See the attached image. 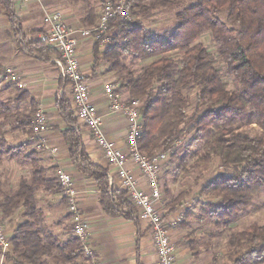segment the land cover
<instances>
[{"label": "trees", "instance_id": "trees-1", "mask_svg": "<svg viewBox=\"0 0 264 264\" xmlns=\"http://www.w3.org/2000/svg\"><path fill=\"white\" fill-rule=\"evenodd\" d=\"M141 1L128 0V8H139ZM154 2L161 6L170 4L166 0ZM0 5L10 21V32L21 53L41 59L56 55L41 41H27L28 36L40 35L42 30L23 32L16 16L15 0H0ZM95 11L91 10L89 27L99 16ZM223 13L225 20L220 17ZM175 20V28L166 40L154 36L143 25L112 23L110 31L117 34L112 46L104 51L95 44V66L104 61L110 64L111 72L119 68L126 70L120 89L127 91L130 99L143 100L139 138L143 154L153 156L159 150L168 151L190 136L183 154L172 155L174 162L178 160L179 165L184 166L189 159H194L201 165L218 159L223 168L231 171L217 176L199 192L200 198L216 199L215 202H199L203 216L217 228L230 226L241 216L258 211L261 206L255 200L264 192V0H196L179 11ZM205 33H210L217 55L197 43ZM155 58L159 59L144 67L138 75L124 62ZM223 69L232 76L234 90L225 82ZM187 90L196 92L197 104L189 119L186 110L192 99L185 94ZM14 101L0 99V115L4 117L0 131L4 134L3 125L13 118L16 126L12 130H25L31 137L35 110L14 116L10 113ZM57 108L67 126L63 136L69 157L81 172L95 179L104 212L110 217L138 220L137 210L129 203L127 195L109 185L107 170L93 163L86 153L81 131L74 129L78 120L70 100L65 97L58 100ZM255 124L262 130L260 133L251 135L243 129ZM29 146L24 142L0 150V162L8 157L27 161L34 168L32 181H23L14 193L5 194L0 188L3 216L11 217L21 209L25 219L10 240L12 247L7 260L11 264H41L42 257L57 251L58 263H73L84 253L81 242L73 237L61 243L47 232L43 227L44 214L35 197V192L41 189L61 187L56 179L45 178V170L35 158L37 153L28 152ZM199 147L203 156L193 151ZM183 197L181 194L170 201L168 213L182 207ZM229 245L224 257L227 264H264V225H251L233 233Z\"/></svg>", "mask_w": 264, "mask_h": 264}, {"label": "crops", "instance_id": "crops-1", "mask_svg": "<svg viewBox=\"0 0 264 264\" xmlns=\"http://www.w3.org/2000/svg\"><path fill=\"white\" fill-rule=\"evenodd\" d=\"M91 2L92 8L96 10L94 14L100 13V8L106 0H93ZM49 0H40L30 3L23 1H16V16L20 20L21 27L25 34H28L33 30L46 29L44 18L42 19V13L46 15L50 9L48 4ZM101 6V7H100ZM51 10H49L50 12ZM87 11V6L85 12ZM62 13V12H61ZM64 12L63 21L73 32V35L79 40L77 53L80 60L81 68L83 72L88 76L90 87L92 90L93 101L97 106L103 122V129L111 141H114L118 148L123 151H127V133H128V120L123 115L112 113L109 109L110 100L103 92L104 86L109 83L117 84L118 88H121V84L115 80L113 72L107 67V63L104 61L99 62L95 66L94 44L92 38L83 37L81 30L89 28L84 16L83 18H75L66 15ZM10 32V21L5 15L0 5V40L7 42L8 51L6 52L3 42L0 43V49L5 48V57L0 56V66L11 71L9 78V84H7L8 93H15L13 99L8 101H14L13 103L18 107L26 108L33 111H44L48 118V130L44 134L46 144L49 148L57 149L56 154H51L48 150L40 151L36 149L35 141H32L29 136V148L28 152L35 151L39 166L45 170V178L56 179V172L60 169L69 173L76 185L78 191V207L82 214V217L89 227V248L93 252L94 258L87 257L84 253L73 263H58L56 258L59 257L57 251L53 255L42 257L41 264H153L157 261V252L152 241V233L150 225L147 222L138 220H127L124 216L110 217L108 216L101 206V193L97 186V183L93 177H90L81 172L77 166L71 161L69 157V148L65 143L63 133L67 129L66 124L60 117V113L57 108L58 93L61 90L60 76L57 67L54 63L55 56L49 59H41L39 57H30L21 53L15 42V37L8 35ZM41 35V34H40ZM40 35L28 36V42L39 41ZM107 68V69H106ZM12 73H15L16 79L13 80ZM23 85L20 87V84ZM124 98L128 99L129 95L127 91L121 89ZM28 112V113H29ZM17 115V114H15ZM14 115V116H15ZM33 121V117H32ZM81 135L84 141L86 153L93 163L100 165L108 172V176L116 183H118L117 169L111 167L104 158L103 152L98 149L95 141L87 129L81 128ZM14 160V159H10ZM17 161V160H16ZM25 164L27 169L26 174L19 176V182L16 185L14 191L5 194L10 195L14 193L22 181L30 183L33 176V166L27 161H20ZM167 164V162H166ZM164 165V168L166 166ZM135 174L136 179L139 182L141 189L147 190L145 180L143 179L140 171L137 168L129 166ZM164 168L163 172L164 173ZM17 179V178H16ZM20 179L22 181H20ZM58 182V181H57ZM56 182V183H57ZM164 191L166 192V184H162ZM1 188V187H0ZM62 189H51L45 191L41 189L35 192L38 208L44 214V229L55 235L59 241L67 242L73 238V222L68 212V203L66 198L61 192ZM168 198V197H167ZM166 197L162 198L161 210L164 215L170 219L175 217L181 207H178L175 212L168 213L169 202ZM2 199L0 198V201ZM183 206V205H182ZM183 210V209H182ZM23 210H19L11 217H4L5 232L8 238L11 240L16 233V229L20 222L25 219L23 217ZM186 225H177L171 228V242L176 247V264H204L205 254L209 255L213 244L212 242H201L196 244L189 241L186 231ZM217 239V238H216ZM194 246V247H191ZM209 247V248H207ZM203 250V251H202ZM202 251V252H201ZM211 264V262H210ZM213 264V262H212Z\"/></svg>", "mask_w": 264, "mask_h": 264}, {"label": "built area", "instance_id": "built-area-1", "mask_svg": "<svg viewBox=\"0 0 264 264\" xmlns=\"http://www.w3.org/2000/svg\"><path fill=\"white\" fill-rule=\"evenodd\" d=\"M16 1L30 3L40 0ZM131 19L125 0L107 1L101 7L99 18L95 24L80 32L83 37L92 38L95 43L99 44L100 48H105L111 42V24L131 21ZM44 23L46 29L40 35L39 41L53 49L57 54L54 63L59 71L60 79L64 85L69 87L70 93L66 94L70 96L72 110L78 120V125L74 129L81 131V128L85 127L89 131L108 164L117 169L118 183L115 185L112 177L108 176L109 185L124 192L130 201L129 203L137 210L139 219L150 225L152 241L157 252V261L153 264H176V247L171 242L170 231L172 227L181 222L182 209L172 219L167 218L161 210L163 186L160 177L164 165L169 160L171 149L157 152L153 156H147L140 151L139 138L142 134L141 108L143 102L129 97L128 99L124 98L122 90L114 83L106 84L103 92L110 100L109 110L112 113L123 115L128 120L127 151L121 150L114 141L108 139L103 129L102 116L93 101L94 95H92L88 76L81 68L77 53L79 40L68 29L63 21L62 13L59 11L46 13ZM12 77L13 80L17 78L15 73H12ZM21 84L18 85L22 87ZM64 96L65 91L61 89L57 96L58 100ZM31 125L33 128L31 140L35 141L36 149L48 150L51 154H56L57 149L49 148L44 138L49 126L44 111L40 110L35 113ZM129 166L140 171L147 190L141 189ZM56 178L68 203V212L73 222V236L81 242L84 254L93 259V252L88 245L89 227L77 205L78 191L75 182L72 176L62 169L56 172ZM11 247L12 243L5 232L0 201V264H11L7 260V254Z\"/></svg>", "mask_w": 264, "mask_h": 264}, {"label": "rangeland", "instance_id": "rangeland-1", "mask_svg": "<svg viewBox=\"0 0 264 264\" xmlns=\"http://www.w3.org/2000/svg\"><path fill=\"white\" fill-rule=\"evenodd\" d=\"M107 1L114 2V0H106L104 3H106ZM125 1L127 5L128 0ZM166 1L170 2V4H167V6H161L159 4H156L154 0H142L141 3L139 2L140 5L139 8L134 10H130L127 5V8L130 12V16L132 19L131 21H125V22H131L132 24H134V26L143 25L145 28H147V30L149 29V32H151L154 36H158L163 38V40H166L167 36L175 28L176 14L179 11L183 10L184 8L195 3L196 0H166ZM91 2L94 1L93 0H49V3L47 4L50 8L49 10L51 11L49 12L48 10V12L51 13V12L59 11L62 12V15L64 14V12H67L66 15L78 19L86 16L85 20L86 22H89L92 16L91 8L93 4ZM86 6H87V11L85 12ZM220 17L222 20H225L226 16L223 13L220 15ZM43 18L45 19L44 12L42 13V19ZM98 18L99 16L97 17V19ZM87 28L82 30H87ZM110 33H111V40H110L111 42L110 44H108L107 47L101 48L102 49L101 51H104L108 47L112 46V39L117 34V32L110 31ZM8 35L10 36V38L12 37L9 31H8ZM2 42L3 45H5L7 52L8 51L7 47L10 45H8L7 42L0 40V43ZM197 43L203 44L208 51H210L214 55H217V49L212 42L210 33L203 34L199 38ZM5 48L0 49L1 57L2 56L5 57L4 54ZM56 57L57 54L55 55V58ZM158 59L159 58L146 60V61H136V62H131L130 59H127L124 62L130 70H132L136 75H138L144 67L150 65V63ZM219 66L220 68H223L222 65ZM106 67L109 69L110 64L107 63ZM6 70L7 69L3 68L2 65L0 66V99L4 102L13 99L14 97L13 95H15V93H8L7 84H9V80H10L9 78H11L10 75L11 71L6 72ZM223 73H224V80L229 85V89L234 90L236 87L233 84L232 76H229L227 74L226 69H223ZM126 75H127V71L122 68L113 71V76L115 80H117L119 83H123V81L126 78ZM60 87H61L60 89L65 91L64 97L70 99V96L66 94V93H70L69 87L67 85H64L62 81ZM185 94L192 99L191 106L186 110L189 119L193 117V112L195 111L197 106L196 98H195L196 92L194 90L193 91L187 90L185 91ZM140 101L143 102V100ZM10 111L12 115L15 114L20 115V113L28 114L29 112V110H27L26 108L25 109L22 107L20 108L18 107V105L14 104L13 102L11 104ZM1 112L2 109H0V114H2ZM0 124H4V117L2 115H0ZM3 126H4L3 129L4 134H2V131H0V150H7L10 148L20 146L24 142L27 143L30 142L27 131L12 130L16 126L15 120L13 118H11ZM243 129L247 130L251 135H255L262 131L260 127L257 126L256 124L251 127L244 126ZM190 139L191 137L187 136L181 141L175 143L170 148L171 152H170L169 160L167 161V164L164 168V173L160 177L161 184L163 183L164 185L166 184V188H167L166 192L163 189V197H166L168 201H171L176 197H178L179 195L184 194V197L181 201V204L183 203L182 204L183 206L181 207L183 209L181 212L182 219L178 225H182V224L186 225L187 236L189 238V241L192 242V245L195 244V243L193 244V242H196V244L199 245V243L201 242L209 241L210 243L211 242L210 240H212L210 244H213V247L209 255L205 254L204 264H210V262L211 264L212 262L213 264H227L224 257L228 253V250L230 248L229 245L230 236L235 232H241L248 229L251 225H258V226L264 225V192L261 198L255 200L256 203L261 206V208L258 211L250 213L249 215L241 216L235 223H233L230 226H222L217 228L216 226L211 224L209 219L203 216L200 210L201 208L199 202L209 201V200L210 202H215L216 199L214 197H211L209 199L200 198L199 192L204 186L209 184V182H211L217 176L227 174L228 172L231 171L226 168H223L218 159L213 160V162L211 163L208 164L205 163L201 165H198L194 159H189L187 161V164L184 166H180L178 160L174 162L171 159L172 155L177 153L180 154L181 156L183 154V149L189 143ZM161 151L162 150H159L158 152ZM193 151L196 152L198 151L201 154V156H203L201 147H199L198 149L194 148ZM10 159L11 158L4 157L3 160L0 162V187L2 190L5 189V191H7L8 193L14 191V189L16 188V185L19 182V178H20L19 176L23 177L27 172V169L23 162L10 160ZM20 181L22 180L20 179Z\"/></svg>", "mask_w": 264, "mask_h": 264}]
</instances>
